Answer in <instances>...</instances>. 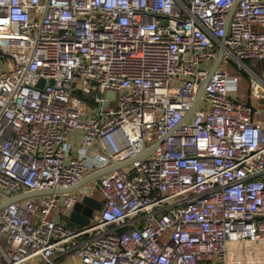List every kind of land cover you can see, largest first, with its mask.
Masks as SVG:
<instances>
[{
  "label": "built area",
  "instance_id": "built-area-1",
  "mask_svg": "<svg viewBox=\"0 0 264 264\" xmlns=\"http://www.w3.org/2000/svg\"><path fill=\"white\" fill-rule=\"evenodd\" d=\"M232 3L0 0V202L153 146L2 206L0 264H264V119L246 103L264 99V0ZM94 187L100 210L68 224Z\"/></svg>",
  "mask_w": 264,
  "mask_h": 264
},
{
  "label": "water",
  "instance_id": "water-1",
  "mask_svg": "<svg viewBox=\"0 0 264 264\" xmlns=\"http://www.w3.org/2000/svg\"><path fill=\"white\" fill-rule=\"evenodd\" d=\"M236 2H237V0H233L232 6L230 7L228 13L231 12V10H232V8ZM222 53H223V48H222V46H220L218 51H217L216 57L214 58V61H213L212 65L209 69L208 74L201 80V82L197 88V91H196L195 99H194L192 105L190 106V108L185 112L183 119H185L189 116L192 109L196 105L207 80L209 79L210 75L212 74L213 70L216 68V66L218 64V62L222 56ZM247 90L249 93V88ZM246 103L251 108V113H253L255 110V106L251 103L250 94H248ZM152 147L153 146H150L148 148L143 147L142 151L140 153L136 154L135 156H132V157L125 159V160H122V161L113 162L112 164H110L104 168H100V169L90 171V172L86 173L82 178H80L74 185H72L70 187L56 188V189H51V188L50 189H33V190H29V191L19 192V193L12 195V196L4 199L3 201H1L0 202V208L2 206L12 202V201H16V200H19L22 198L33 196V195L51 193V192L62 193V192L72 191V190L80 187L81 185L85 184L86 182L94 179L95 177H97L98 175H100L102 173L108 172V171L115 169V168H118V167L125 166V165L129 164L132 160L142 157L148 151H150V149ZM101 205H102V201L99 198H97L93 195H90V194H85L82 196V198L79 201H77L74 204L73 208L69 212L68 218L70 221H72L74 223H77L79 225H85L94 216L95 211L100 210Z\"/></svg>",
  "mask_w": 264,
  "mask_h": 264
},
{
  "label": "rangeland",
  "instance_id": "rangeland-1",
  "mask_svg": "<svg viewBox=\"0 0 264 264\" xmlns=\"http://www.w3.org/2000/svg\"><path fill=\"white\" fill-rule=\"evenodd\" d=\"M251 103L256 107V108H259L261 110L260 113H255L254 116L256 117H259L261 119H264V100H260L259 98L255 97V96H251ZM155 137V130H152L151 132H149L147 135H146V141H152ZM93 186H94V181H91L90 182ZM96 187H94L92 189V194L93 195H96L97 192H96ZM97 212V211H96ZM3 238L4 237H1L0 240L3 241ZM73 255H75L74 253H71ZM76 256V255H75ZM71 264H76L77 262H70Z\"/></svg>",
  "mask_w": 264,
  "mask_h": 264
},
{
  "label": "crops",
  "instance_id": "crops-1",
  "mask_svg": "<svg viewBox=\"0 0 264 264\" xmlns=\"http://www.w3.org/2000/svg\"><path fill=\"white\" fill-rule=\"evenodd\" d=\"M255 67L258 69L259 68V63H255ZM260 100H264V99L261 98ZM93 196H95L97 198H100L99 197L100 195H99L98 192H97L96 195H93ZM56 261L57 262H61L63 264H71L70 262H77L76 264H81L79 258L76 257L75 255L71 254V253L68 254V255H63V256H60V257H56Z\"/></svg>",
  "mask_w": 264,
  "mask_h": 264
},
{
  "label": "trees",
  "instance_id": "trees-1",
  "mask_svg": "<svg viewBox=\"0 0 264 264\" xmlns=\"http://www.w3.org/2000/svg\"><path fill=\"white\" fill-rule=\"evenodd\" d=\"M245 61H246V62H250V59H246ZM253 68H255V67H253ZM243 73H244V86H245V88H246V87H247V81H246V76H247V75L245 74V72H243ZM66 220H67V223L70 224V225H72V226H79V224L74 223V222L68 220V218H67Z\"/></svg>",
  "mask_w": 264,
  "mask_h": 264
}]
</instances>
